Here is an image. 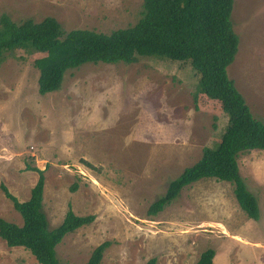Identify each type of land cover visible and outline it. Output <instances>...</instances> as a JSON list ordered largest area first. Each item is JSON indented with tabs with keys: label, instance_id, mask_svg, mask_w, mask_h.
I'll return each instance as SVG.
<instances>
[{
	"label": "rangeland",
	"instance_id": "1",
	"mask_svg": "<svg viewBox=\"0 0 264 264\" xmlns=\"http://www.w3.org/2000/svg\"><path fill=\"white\" fill-rule=\"evenodd\" d=\"M142 12L141 0H0V19L21 24L53 18L66 33L108 35L136 25ZM231 20L239 49L228 76L254 118L264 122V0H234ZM43 56L16 50L0 62V217L23 224L2 185L19 201L29 200L38 180L30 167H37L45 171L50 229L63 222L69 206L79 216L95 217L57 247L64 264H85L104 242L111 246L101 264H145L151 258L197 264L208 249L222 255L216 264H264V151L238 160L261 209L263 227L249 233L258 243L222 239L248 221L231 183L202 179L163 212L148 215L204 148L219 144L229 123L215 101L203 95L196 100L199 76L189 62L87 63L69 70L60 90L41 95L34 62ZM0 264L39 263L0 238Z\"/></svg>",
	"mask_w": 264,
	"mask_h": 264
},
{
	"label": "trees",
	"instance_id": "2",
	"mask_svg": "<svg viewBox=\"0 0 264 264\" xmlns=\"http://www.w3.org/2000/svg\"><path fill=\"white\" fill-rule=\"evenodd\" d=\"M141 1L143 12L137 24L108 35L90 30L66 33L53 18L40 23L27 20L17 24L3 16L0 19V62L6 53L16 50L43 54L34 62L40 72L41 95L60 90L66 73L87 63L131 65L140 58L189 62L199 76L196 100L203 95L215 101L229 116V123L219 144L204 148L199 161L186 168L169 184L165 194L151 204L148 215L155 217L163 212L192 184L215 179L231 183L240 209L248 219L259 221L258 199L242 178L238 160L245 153L264 151V122L254 118L245 98L228 76V68L239 49V37L231 20L234 0ZM30 169L38 173V180L29 200L19 201L2 185L23 224L20 226L0 217V238L10 248L26 249L39 264H64L58 259L57 247L68 234L91 225L95 217L79 216L69 206L63 222L50 229L44 211L45 171L37 167ZM75 189L77 185L72 188ZM110 246V242H104L96 247L85 264H101ZM215 255V250L208 249L197 264H213ZM145 264H158V260L151 258Z\"/></svg>",
	"mask_w": 264,
	"mask_h": 264
},
{
	"label": "crops",
	"instance_id": "3",
	"mask_svg": "<svg viewBox=\"0 0 264 264\" xmlns=\"http://www.w3.org/2000/svg\"><path fill=\"white\" fill-rule=\"evenodd\" d=\"M247 217V216H246ZM248 219V218H247ZM242 223L239 224V226L235 229V227L228 229V234L223 236V241L228 243L229 245H235V244H240V243H245V244H255L258 243V241L252 240L249 237V233L254 232L257 229H261L262 222L259 221H254L252 219H248L242 226ZM235 229V230H234ZM213 264H216L222 257V255H218L217 251ZM226 261L230 262L231 260L226 259Z\"/></svg>",
	"mask_w": 264,
	"mask_h": 264
}]
</instances>
